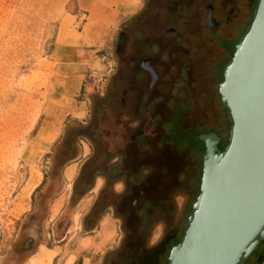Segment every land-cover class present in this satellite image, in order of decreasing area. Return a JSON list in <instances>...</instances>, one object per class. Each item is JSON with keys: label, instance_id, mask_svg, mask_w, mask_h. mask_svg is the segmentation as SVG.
Masks as SVG:
<instances>
[{"label": "rangeland", "instance_id": "rangeland-1", "mask_svg": "<svg viewBox=\"0 0 264 264\" xmlns=\"http://www.w3.org/2000/svg\"><path fill=\"white\" fill-rule=\"evenodd\" d=\"M75 6L76 0H0V264H81L82 256L85 264H167L199 193L205 149L199 135L215 133L218 148L227 143L230 124L218 84L251 5L228 0L222 9L219 0H143L121 24L120 45L96 51L94 62L85 65L76 100H82L83 120L92 121L87 132L97 137L85 173L90 183L92 174L121 160L119 192L103 184L106 202H117L121 194V216L110 206L118 235L96 254L79 255L76 236L61 240L67 227L77 225L68 218L43 223L45 206L36 214L33 198L39 182L31 185L32 172L42 176L50 163L45 120L49 114L60 118L66 103L53 43ZM159 224L163 237L173 239L161 249ZM103 233L107 240L106 224ZM150 238L158 243L153 246ZM263 262L261 241L245 264Z\"/></svg>", "mask_w": 264, "mask_h": 264}, {"label": "water", "instance_id": "water-1", "mask_svg": "<svg viewBox=\"0 0 264 264\" xmlns=\"http://www.w3.org/2000/svg\"><path fill=\"white\" fill-rule=\"evenodd\" d=\"M222 77L227 143L219 150L215 133L199 135V193L167 264H245L264 239V0H256Z\"/></svg>", "mask_w": 264, "mask_h": 264}, {"label": "crops", "instance_id": "crops-1", "mask_svg": "<svg viewBox=\"0 0 264 264\" xmlns=\"http://www.w3.org/2000/svg\"><path fill=\"white\" fill-rule=\"evenodd\" d=\"M142 3L143 0H76L75 12L70 15L68 23L63 21L59 24L54 38L53 52H60L55 61L63 73L57 78L58 86L61 95L66 97V103H63L60 118L49 114L45 120L47 130L43 140L51 143L50 163H47L49 166L34 189L33 198L36 214L41 206H45L43 223L53 225L68 218L69 223L77 225L75 228L72 225L67 227L61 236V240L71 233L70 238L76 236L77 255L88 250H94L96 254L98 246L112 243L118 235L116 222L108 212L110 206L95 216L91 215V210L98 197L97 191L100 192L106 183L105 176L118 178L121 175V160L92 174L93 180L87 181L85 170L94 159V140L97 137L93 130L92 135L83 131L93 128L92 121L87 123L83 120L82 100L77 102L76 98L83 86L85 65L94 62L91 57L96 51L108 49L115 42L120 45L117 33L121 32V24L137 14ZM120 182L119 178L109 181V185L113 184V192H119L116 186ZM56 204L59 207L53 214ZM104 224L110 234L107 240L103 238ZM81 264H85V256L81 257Z\"/></svg>", "mask_w": 264, "mask_h": 264}, {"label": "flooded vegetation", "instance_id": "flooded-vegetation-1", "mask_svg": "<svg viewBox=\"0 0 264 264\" xmlns=\"http://www.w3.org/2000/svg\"><path fill=\"white\" fill-rule=\"evenodd\" d=\"M228 4V0H219V5H220V7L219 8H225L226 7V5ZM247 4H250L251 5V17H252V11H253V8H254V4H253V0H247ZM207 10H208V15L210 16V14H211V11H212V7H208L207 8ZM251 17H250V20H251ZM250 20H249V22H250ZM207 22L210 24V23H212V21H211V19H209V17H208V19H207ZM249 22H247L246 24H245V26H244V29H245V27L248 25V23ZM213 24V23H212ZM241 35V34H240ZM238 39H239V37H238ZM238 39H237V41H238ZM237 41H235L233 44H232V46H233V48H234V46H235V44H236V42ZM223 44H224V46L225 47H230L231 46V43H230V41H228V40H224L223 41ZM123 94L125 95L126 94V89L124 90V92H123ZM218 146V145H217ZM219 147V146H218ZM224 147V145H222L220 148H218L219 150H221L222 148ZM105 176V175H104ZM119 180L121 181V175H119ZM118 178H116V177H107V176H105V186H109V181H111V180H115V181H117L118 180ZM118 198H116L117 199V202H113L112 200H111V202L109 203V201H105L104 200V189H101V191L99 192V195H98V197H97V200H96V202H95V205L93 206V208H92V210H91V215L92 214H94V216L96 215V210H97V208H98V206L100 205V204H102V203H105L106 205H105V208L106 207H109V206H112V207H115V209H120V211H119V215L121 216V194L120 195H118L117 196ZM101 202V203H100ZM32 239L33 238H36V236L35 235H32V236H30ZM175 240V239H174ZM171 241H173V239H169V237L168 236H165V237H163L162 239H161V246H159V248L161 249V247H162V245L164 246V247H166L169 243H171ZM28 248H29V244L28 243H26V245L24 246V249H25V251L26 250H28ZM157 253H158V256H159V253H160V251H156ZM151 258V256L150 257H148L147 259H150Z\"/></svg>", "mask_w": 264, "mask_h": 264}, {"label": "clouds", "instance_id": "clouds-1", "mask_svg": "<svg viewBox=\"0 0 264 264\" xmlns=\"http://www.w3.org/2000/svg\"><path fill=\"white\" fill-rule=\"evenodd\" d=\"M156 232L159 234L158 238H162L165 233L164 225L163 224L157 225ZM158 238H155V239L150 238L149 239L150 244H152L153 246L156 245L158 243Z\"/></svg>", "mask_w": 264, "mask_h": 264}, {"label": "bare ground", "instance_id": "bare-ground-1", "mask_svg": "<svg viewBox=\"0 0 264 264\" xmlns=\"http://www.w3.org/2000/svg\"><path fill=\"white\" fill-rule=\"evenodd\" d=\"M40 174L39 173H36V172H32V175H31V178H32V183H31V185H34V184H36L37 182H39V179H40ZM30 178V179H31Z\"/></svg>", "mask_w": 264, "mask_h": 264}, {"label": "trees", "instance_id": "trees-1", "mask_svg": "<svg viewBox=\"0 0 264 264\" xmlns=\"http://www.w3.org/2000/svg\"><path fill=\"white\" fill-rule=\"evenodd\" d=\"M255 4H256V2H255ZM255 4H254V6H255ZM120 34H121V32H120L119 34L117 33V38L120 37ZM222 78H223V77H222ZM228 122H229V121H228ZM229 124H230V123H229ZM87 129H88V128H85L83 131L86 133V132H87ZM86 134L88 135L89 133L87 132ZM198 140H199V139H198ZM86 178H87V177H86ZM178 241H179V239L176 240L173 244H175V243L178 242ZM262 241H264V239H263ZM173 244H172V245H173ZM172 245H171V246H172ZM171 246H170V247H171ZM167 262H168V259H167Z\"/></svg>", "mask_w": 264, "mask_h": 264}]
</instances>
